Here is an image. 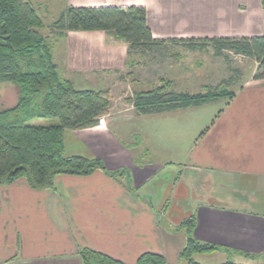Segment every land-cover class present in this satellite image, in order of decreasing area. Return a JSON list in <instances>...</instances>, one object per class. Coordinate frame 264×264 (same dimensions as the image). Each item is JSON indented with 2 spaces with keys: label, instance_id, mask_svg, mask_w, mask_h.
I'll use <instances>...</instances> for the list:
<instances>
[{
  "label": "crops",
  "instance_id": "1",
  "mask_svg": "<svg viewBox=\"0 0 264 264\" xmlns=\"http://www.w3.org/2000/svg\"><path fill=\"white\" fill-rule=\"evenodd\" d=\"M30 1L45 25L70 6L135 5L146 8L155 39L264 35V0H217L221 12L213 23L202 24L207 28L202 34L199 25L191 29L183 18L172 19L167 5L172 0ZM65 38L72 46L61 63L69 73L112 71L122 79L132 63L127 44L106 32H71ZM187 53L194 52L184 50L183 56ZM165 54L153 59L171 58ZM253 62L245 80H233V96L216 100L226 99L225 107L186 163L137 164L136 153L150 152L132 148L140 146L143 132H127L109 114L92 128L67 130L68 155L100 159L110 173L129 170L135 193L125 187L126 177L101 170L58 175L52 188L42 190L24 178L0 185V264H83L84 248L125 264H137L147 252L183 264L187 238L179 226L189 217L196 219L194 237L216 245L214 252L226 262L264 264V80L254 79L258 64ZM170 113L134 115L141 121ZM131 135L136 141L125 142Z\"/></svg>",
  "mask_w": 264,
  "mask_h": 264
},
{
  "label": "trees",
  "instance_id": "2",
  "mask_svg": "<svg viewBox=\"0 0 264 264\" xmlns=\"http://www.w3.org/2000/svg\"><path fill=\"white\" fill-rule=\"evenodd\" d=\"M93 31L106 32L126 43L129 58H146L156 53L163 56L166 47L175 45L190 52L211 50L227 64L232 55L253 60L258 64L254 79L264 80V35L155 39L146 8L135 5L70 6L45 25L30 0H0V84L17 88L16 100L11 105H0V185L24 178L31 188L42 190L52 188L58 175L87 176L101 170L114 177H126L125 187L135 193L129 170L110 173L100 159L69 156L66 152L65 132L98 125L109 112L110 98L107 90L78 89L73 80L61 76L52 38ZM238 71L232 70L234 76L239 75ZM234 78L197 93L175 91L169 81L162 80L164 83L156 88L135 91L129 102L141 115L201 107L219 98L232 97L229 88ZM196 224L195 217H189L179 226L187 238L180 254L185 264H201L194 259L195 255L218 249L194 237ZM80 255L83 264H125L87 248ZM137 264L168 263L161 254L147 252L140 255Z\"/></svg>",
  "mask_w": 264,
  "mask_h": 264
},
{
  "label": "rangeland",
  "instance_id": "3",
  "mask_svg": "<svg viewBox=\"0 0 264 264\" xmlns=\"http://www.w3.org/2000/svg\"><path fill=\"white\" fill-rule=\"evenodd\" d=\"M218 4L217 0H172L167 5L170 9L169 14L173 16L172 19L183 18L191 24V29L199 25L198 32L202 34L207 29L202 24H210L217 20L216 17L221 12L217 9ZM50 18L53 19L54 17L50 16ZM54 20H49V22ZM45 33H47V30H45ZM196 37L209 38L204 37V35ZM52 43L54 59L58 64L61 76L73 80L78 89L107 90L110 98L108 117L121 120L122 126L127 129V132L138 131L139 129L143 132V138L140 137V146L132 148L134 151L136 149H148L150 152H146L142 156L136 153V161L165 162L173 160L176 162L175 164L190 161L189 157L191 154L193 155L200 135L208 127H211L216 115L225 107L226 99L212 101L201 107L178 110L160 116L156 115L139 121L136 120V114L134 115L136 111L133 110L134 108L129 102V98L133 96L135 91L150 90L162 85L163 81H169L171 88L178 92H204L207 87H215L232 76L239 82L243 81L245 75L247 77L249 71L254 68L253 61L233 55L230 63L227 64L223 58L215 57L211 50L187 53L183 56L184 50L182 47L174 45L166 47L164 52L169 53L165 54L171 57L169 59L164 57L158 59L154 57L153 59V55L146 58L140 56L131 58V61H134L135 64L122 73V79H119L120 74H114L112 71L102 72L100 75L74 74L69 73L68 69L62 65V63H66V51L70 49L69 46H72V41L55 37L52 38ZM156 55L158 54L156 53ZM173 55L176 57L172 58ZM237 68L243 72V79H239V75L234 76L232 73V70ZM127 71H133V74L129 75ZM234 85L230 86L229 91L232 92ZM16 97V86L0 84V105H3V102L11 105ZM132 133L130 132V134ZM134 137L135 135L133 137L131 135V138L126 137L125 142L134 143L136 141ZM194 259L201 264L226 262L224 256L216 252L197 254ZM182 262L185 264L184 261Z\"/></svg>",
  "mask_w": 264,
  "mask_h": 264
}]
</instances>
